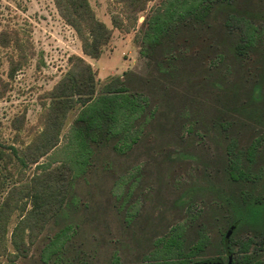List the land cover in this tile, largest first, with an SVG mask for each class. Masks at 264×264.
<instances>
[{"label":"rangeland","instance_id":"rangeland-1","mask_svg":"<svg viewBox=\"0 0 264 264\" xmlns=\"http://www.w3.org/2000/svg\"><path fill=\"white\" fill-rule=\"evenodd\" d=\"M88 2L0 0V264L264 260V0Z\"/></svg>","mask_w":264,"mask_h":264},{"label":"trees","instance_id":"trees-1","mask_svg":"<svg viewBox=\"0 0 264 264\" xmlns=\"http://www.w3.org/2000/svg\"><path fill=\"white\" fill-rule=\"evenodd\" d=\"M130 3H139L142 0H130ZM57 7L59 8L60 13L65 17V19L71 23L76 31L78 32L83 45V50L86 54L91 55L93 57H97L100 52L102 45L106 43L110 37V29L105 25L104 22L97 19L94 11L92 10L88 0H55ZM194 3L188 5V9H191L193 12V16L195 18H201L205 15V11H203V6H197ZM157 16V15H156ZM174 17L171 15L167 18L156 17L152 19L153 25L150 26L147 36L150 41L152 39L156 41V44H161L164 39L168 38L167 31L172 23ZM247 44H238L237 50L239 52H244ZM83 60L82 58H79ZM59 89V87L57 88ZM131 105L132 101L130 102ZM118 107H117V106ZM129 108L130 105H126L124 103H115L110 109L109 105H104L101 111L97 114L96 117L91 118V123H95L97 117L102 116L104 121H106V125L111 121V117L118 115L119 108ZM125 113L124 111H122ZM90 123V122H89ZM87 127H90L86 125ZM92 129V133H94ZM88 133L85 137L89 136ZM178 240L174 237L171 238L170 244H176ZM226 248H229L228 242L225 243ZM200 245H197L196 249H199ZM195 249V250H196ZM195 252L194 250L190 253ZM189 253V254H190ZM211 264L210 260H207ZM204 261H198L197 264H203ZM182 264H189L188 260L184 259L181 262ZM254 264H264V260L257 259Z\"/></svg>","mask_w":264,"mask_h":264},{"label":"water","instance_id":"water-1","mask_svg":"<svg viewBox=\"0 0 264 264\" xmlns=\"http://www.w3.org/2000/svg\"><path fill=\"white\" fill-rule=\"evenodd\" d=\"M236 225H232V227L230 228V230L226 233L225 235V242H228L230 234L232 233L233 229L235 228ZM208 261H204L203 264H208ZM211 264H231L232 263V256L229 255L228 256V261L227 263H222L221 261H211Z\"/></svg>","mask_w":264,"mask_h":264}]
</instances>
